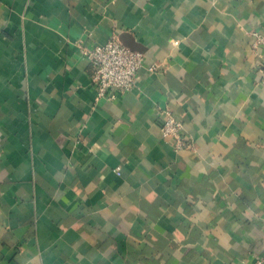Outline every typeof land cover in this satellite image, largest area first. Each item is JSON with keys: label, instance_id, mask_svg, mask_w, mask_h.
Segmentation results:
<instances>
[{"label": "crops", "instance_id": "1", "mask_svg": "<svg viewBox=\"0 0 264 264\" xmlns=\"http://www.w3.org/2000/svg\"><path fill=\"white\" fill-rule=\"evenodd\" d=\"M113 33L144 64L97 100ZM257 35L264 0H0V264H264Z\"/></svg>", "mask_w": 264, "mask_h": 264}, {"label": "built area", "instance_id": "2", "mask_svg": "<svg viewBox=\"0 0 264 264\" xmlns=\"http://www.w3.org/2000/svg\"><path fill=\"white\" fill-rule=\"evenodd\" d=\"M262 44L263 50L259 53V71L261 82L264 83V37L257 35L254 46L258 49ZM92 64L91 82L96 90V99L112 98L111 92L115 90L127 92L134 88L139 70L144 64V54L125 45L117 33L105 44L95 45L85 52ZM161 131L165 138L169 139L176 148L187 145L183 137V123L171 109L162 111ZM119 173V169H117ZM264 262V253L260 258Z\"/></svg>", "mask_w": 264, "mask_h": 264}]
</instances>
